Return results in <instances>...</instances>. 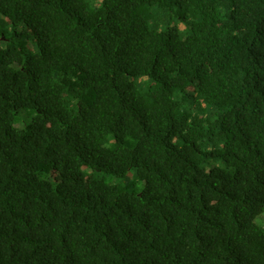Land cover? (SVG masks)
<instances>
[{"label": "trees", "instance_id": "trees-1", "mask_svg": "<svg viewBox=\"0 0 264 264\" xmlns=\"http://www.w3.org/2000/svg\"><path fill=\"white\" fill-rule=\"evenodd\" d=\"M0 264H264V0H0Z\"/></svg>", "mask_w": 264, "mask_h": 264}, {"label": "rangeland", "instance_id": "rangeland-1", "mask_svg": "<svg viewBox=\"0 0 264 264\" xmlns=\"http://www.w3.org/2000/svg\"><path fill=\"white\" fill-rule=\"evenodd\" d=\"M134 172L133 171H131L129 174H128V178H127V180L130 178H133L134 177ZM139 187H142L143 186V183L142 182H138V184H137Z\"/></svg>", "mask_w": 264, "mask_h": 264}]
</instances>
